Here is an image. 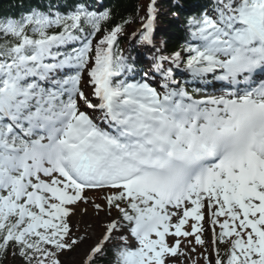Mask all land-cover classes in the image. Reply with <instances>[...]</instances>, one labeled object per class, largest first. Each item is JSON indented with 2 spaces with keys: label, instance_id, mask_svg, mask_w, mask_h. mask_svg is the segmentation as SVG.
<instances>
[{
  "label": "snow or ice",
  "instance_id": "6c2138e0",
  "mask_svg": "<svg viewBox=\"0 0 264 264\" xmlns=\"http://www.w3.org/2000/svg\"><path fill=\"white\" fill-rule=\"evenodd\" d=\"M201 261L264 264V0L0 14V264Z\"/></svg>",
  "mask_w": 264,
  "mask_h": 264
},
{
  "label": "trees",
  "instance_id": "16d2710c",
  "mask_svg": "<svg viewBox=\"0 0 264 264\" xmlns=\"http://www.w3.org/2000/svg\"><path fill=\"white\" fill-rule=\"evenodd\" d=\"M30 2L36 3L39 2V0H0V14L19 12L21 4L27 6L28 3ZM105 2L109 3L111 2V0H105ZM138 2L139 0H127V10L129 12L132 11ZM190 2H194V0H190ZM134 25H131L130 28L133 27ZM120 43H121V47H125L128 41L122 39ZM133 55H135V52H133Z\"/></svg>",
  "mask_w": 264,
  "mask_h": 264
},
{
  "label": "rangeland",
  "instance_id": "374dc122",
  "mask_svg": "<svg viewBox=\"0 0 264 264\" xmlns=\"http://www.w3.org/2000/svg\"><path fill=\"white\" fill-rule=\"evenodd\" d=\"M98 194L96 195L97 197L99 196ZM90 195H93V194L90 193ZM102 232H103L102 227L99 224H97V223L94 222L93 223V232H92L93 237L94 238H99L101 236ZM88 243L90 244V243H92V241H88ZM197 248L199 249V246H197ZM82 254L83 253L81 252V255ZM75 259L77 260V262L79 261V257H76Z\"/></svg>",
  "mask_w": 264,
  "mask_h": 264
}]
</instances>
